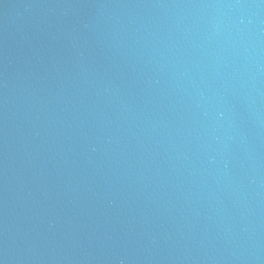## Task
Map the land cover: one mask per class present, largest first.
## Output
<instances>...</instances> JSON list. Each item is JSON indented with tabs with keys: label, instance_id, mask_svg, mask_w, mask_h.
Returning a JSON list of instances; mask_svg holds the SVG:
<instances>
[{
	"label": "water",
	"instance_id": "water-1",
	"mask_svg": "<svg viewBox=\"0 0 264 264\" xmlns=\"http://www.w3.org/2000/svg\"><path fill=\"white\" fill-rule=\"evenodd\" d=\"M0 264H264V0H0Z\"/></svg>",
	"mask_w": 264,
	"mask_h": 264
}]
</instances>
